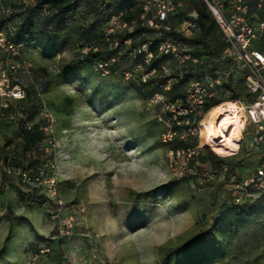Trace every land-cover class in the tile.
<instances>
[{
    "label": "rangeland",
    "instance_id": "obj_1",
    "mask_svg": "<svg viewBox=\"0 0 264 264\" xmlns=\"http://www.w3.org/2000/svg\"><path fill=\"white\" fill-rule=\"evenodd\" d=\"M135 1L77 0V14L62 17L58 3L37 0H16L10 17L0 9V264H264V196L250 203L258 220L235 226L222 215L227 186L197 187L169 169L181 145L161 144L168 114L149 96L183 98L202 72L157 54L147 74L133 51L108 74L99 69L110 17H133ZM183 19L181 7L171 28ZM159 36L148 30L143 42L155 48ZM240 88L230 78L226 99ZM206 141L190 144L202 148L197 167L213 169L219 157ZM245 148L240 176L264 166V150Z\"/></svg>",
    "mask_w": 264,
    "mask_h": 264
},
{
    "label": "built area",
    "instance_id": "obj_2",
    "mask_svg": "<svg viewBox=\"0 0 264 264\" xmlns=\"http://www.w3.org/2000/svg\"><path fill=\"white\" fill-rule=\"evenodd\" d=\"M6 1L8 8H4ZM180 1L145 0L140 19L132 24L125 22L123 15L111 17L105 38L112 53L107 62L99 65V69L108 74V68L118 60L129 59L130 51L135 52L136 56L142 57L144 62L150 65L154 54L149 43L142 44L145 34L140 38L135 50H133V39L121 41L120 36L125 33L131 34L137 28L159 33V39L155 43L159 56L173 60L186 72L199 70L203 74L200 79L194 80L189 85L183 98L174 102L169 101L163 94L150 98L153 104L163 105L168 114L161 144L182 145L181 148L170 151V171L177 181L189 180L197 187L209 184L228 185L232 187L233 202L236 205L250 204L253 199L264 196V166L254 167L243 176H240L238 169L232 174L226 165H221L217 169L197 167L198 160L202 157V148L199 145H191L190 140L204 136L206 130L202 121L205 117L212 116L214 112L230 105L234 109L227 114L233 117V126L241 130L236 155L232 159H227L218 155L209 141L205 142V146L223 162L236 160L243 143H246L245 150L248 156L255 157L263 153L264 0H202L215 19L223 39L229 45L220 62L204 54L196 56L194 42L200 35L196 13L189 15L188 19L180 24L179 29L171 28L170 20L179 14L182 7ZM14 2L16 0H0V9L8 17L14 13ZM164 32H175L181 36V39L164 38L162 36ZM1 36L2 34L0 38ZM2 44L3 40L0 39V46ZM218 63L226 67H214ZM230 78L236 79L237 82L242 81L244 84L246 93L240 99L230 100L225 97L224 88ZM146 81L147 76H144L142 82L146 83ZM176 82V78L171 79L169 86ZM250 97H255V100L252 102ZM213 123L216 125L217 122ZM220 125L219 123L218 126ZM215 142L221 144V140Z\"/></svg>",
    "mask_w": 264,
    "mask_h": 264
},
{
    "label": "trees",
    "instance_id": "obj_3",
    "mask_svg": "<svg viewBox=\"0 0 264 264\" xmlns=\"http://www.w3.org/2000/svg\"><path fill=\"white\" fill-rule=\"evenodd\" d=\"M145 0H136L134 3V7L138 8L136 14L131 17L132 15H128V18L126 19L123 16V19L125 22L132 24L135 21H138L140 19L141 13H142V6L144 4ZM58 3V16L62 17V16H72L77 14L78 12V5H77V0H37L36 2V7L40 8V9H45L47 7H50L54 4ZM182 3V14L185 17V19L182 20L185 21L188 19L189 15L196 13L198 15V25L200 27V35L198 37V39L194 42L195 44L199 45L202 49V52L204 55H206L207 57H209L210 59L220 62L225 54V52L227 51L229 45L228 43L223 39V35L219 30V27L217 26L215 19L213 18V16L209 13L205 3L202 0H181ZM131 13L133 11H130ZM113 17V16H111ZM110 17V19H111ZM148 32V30L146 29H141V28H137L134 30L133 33L129 34V33H125L124 35L120 36L121 41H124L126 39H134V37H138L141 38L143 36V34H145L146 37V33ZM104 36V41H105V47H106V58L107 61L109 60V58L111 57V51L109 50V45L106 42V38H105V34ZM144 37V38H145ZM163 37L164 38H180L181 36H179L178 34H176L175 32H164L163 33ZM144 38L142 39V44H146L144 43ZM36 42V41H34ZM97 46V47H96ZM95 48L94 46L91 47L93 48V50L96 53H92L91 59L90 61L92 63H97L100 60V55L101 52H99L98 50V45H96ZM153 54H154V59L151 61L149 67H148V71L147 74H149L150 72H152L153 70H155L158 67V63L156 62L155 56H157V51L155 53L156 48L152 47L151 48ZM163 58H167L162 56ZM121 61H127L125 58H122L120 60H118V62L116 64H114L113 66H116L119 62ZM110 66L108 68V71L111 67ZM145 84V83H144ZM246 93L245 88H240L237 90H234V94L232 96V98L230 100H237L240 99L244 94ZM162 93H154L151 96H149V98L154 97L156 95H159ZM164 96H166L165 94H163ZM169 101L174 102L177 99H180L178 97H174V98H169L168 96H166ZM250 100L253 102L255 100V97H250ZM28 134V133H27ZM27 134H25V137L27 136ZM38 139V136H35V138L33 139V142L31 143L32 145L36 144ZM181 146H179L178 148H181ZM176 148V149H178ZM173 149V150H176ZM217 162H218V166L216 168L213 169H217L219 168L221 165H226L229 167L230 172L233 174L235 173L236 169L239 170L240 173V163H236L235 160L233 161H229V162H223L222 160L217 158ZM209 185H214V184H209ZM219 185H223V184H219ZM227 186V188L229 189V193L232 199V205L229 206L224 213H222L223 218H228L231 220L232 224L235 226H251L254 222H256L258 220V214L257 211L254 209V207L247 203L244 205H236L233 202V190L232 187Z\"/></svg>",
    "mask_w": 264,
    "mask_h": 264
},
{
    "label": "bare ground",
    "instance_id": "obj_4",
    "mask_svg": "<svg viewBox=\"0 0 264 264\" xmlns=\"http://www.w3.org/2000/svg\"><path fill=\"white\" fill-rule=\"evenodd\" d=\"M232 106H227L224 109H220L212 114L213 121H216V125H206L203 135L208 138L209 143L215 147V152L218 155L232 159L237 151V143L241 137V130L238 127L233 126V117L231 114ZM221 124L218 126V124ZM221 140L220 142H215Z\"/></svg>",
    "mask_w": 264,
    "mask_h": 264
}]
</instances>
